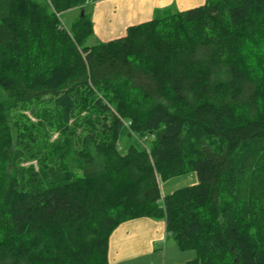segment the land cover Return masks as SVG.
<instances>
[{"label":"trees","instance_id":"16d2710c","mask_svg":"<svg viewBox=\"0 0 264 264\" xmlns=\"http://www.w3.org/2000/svg\"><path fill=\"white\" fill-rule=\"evenodd\" d=\"M96 1L0 0V264H110L138 218L164 221L188 264H264V0L90 44Z\"/></svg>","mask_w":264,"mask_h":264},{"label":"crops","instance_id":"0c3cea01","mask_svg":"<svg viewBox=\"0 0 264 264\" xmlns=\"http://www.w3.org/2000/svg\"><path fill=\"white\" fill-rule=\"evenodd\" d=\"M206 0H98L90 12L93 22V41L107 42L126 35L130 26L149 21L166 11H183L204 5ZM78 11V9H75ZM74 11V10H71ZM185 181L173 177L166 181L169 191L174 192L173 181ZM190 185L198 183L194 172ZM165 222L150 218H138L120 224L109 240L108 260L110 264H177L169 254H174V246L168 244ZM171 248V249H170ZM176 253V252H175ZM186 264L193 256L187 254ZM183 262V261H182Z\"/></svg>","mask_w":264,"mask_h":264},{"label":"rangeland","instance_id":"374dc122","mask_svg":"<svg viewBox=\"0 0 264 264\" xmlns=\"http://www.w3.org/2000/svg\"><path fill=\"white\" fill-rule=\"evenodd\" d=\"M90 8H88V12L90 13ZM81 12L77 11V10H74V11H67L65 13L62 14V20L64 21V23L70 27L74 22L75 20L77 19V17L80 15ZM88 43H92L94 44V41L92 38L89 39ZM39 112V110L36 108V107H32L30 110L26 111L25 114L31 119V121H33L34 123H38L39 122V118L36 116L37 113ZM48 128V127H47ZM47 134L49 135V139L51 141L55 140L57 137H58V134L54 131H51L49 129V131L47 132ZM42 151L41 150H38L37 153L39 154L40 152ZM30 165H34L36 166V161L32 160V159H25L24 162H23V166H30ZM193 171H190V172H187L183 175H179V178H183L185 179V181H179L177 183V180L176 181H173V185L171 189L173 188H176L174 191L178 190V189H181V188H184V187H188V186H191L190 185V182H189V179L192 178V175H193ZM173 179V178H171ZM169 179V180H171ZM169 180H166V181H169ZM166 181H160V186L162 188V192H166V191H169V188L167 185H165V182ZM194 185V184H193ZM169 195V194H168ZM168 244L170 245V247L174 246V254H169V257L171 258H174L175 259V262L177 264H186L185 262V258L189 255L187 254H190L191 256H193L192 259L195 258V253L193 251H181L173 242V239L172 238H169L168 240ZM171 249V248H170ZM176 252V253H175ZM183 261V262H182ZM188 264V263H187Z\"/></svg>","mask_w":264,"mask_h":264},{"label":"water","instance_id":"95a60500","mask_svg":"<svg viewBox=\"0 0 264 264\" xmlns=\"http://www.w3.org/2000/svg\"><path fill=\"white\" fill-rule=\"evenodd\" d=\"M83 14H84V12H83V11H81V16H83Z\"/></svg>","mask_w":264,"mask_h":264}]
</instances>
